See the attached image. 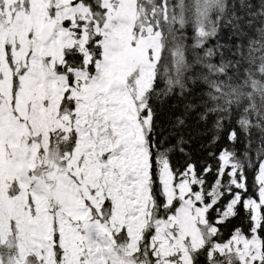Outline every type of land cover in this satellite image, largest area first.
<instances>
[{
  "label": "snow or ice",
  "instance_id": "snow-or-ice-1",
  "mask_svg": "<svg viewBox=\"0 0 264 264\" xmlns=\"http://www.w3.org/2000/svg\"><path fill=\"white\" fill-rule=\"evenodd\" d=\"M0 264H264V0H0Z\"/></svg>",
  "mask_w": 264,
  "mask_h": 264
}]
</instances>
